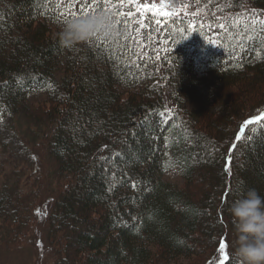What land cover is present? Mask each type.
<instances>
[{
  "label": "trees",
  "instance_id": "16d2710c",
  "mask_svg": "<svg viewBox=\"0 0 264 264\" xmlns=\"http://www.w3.org/2000/svg\"><path fill=\"white\" fill-rule=\"evenodd\" d=\"M206 4L233 23L239 11L264 12V0ZM101 6L133 16L109 12L127 27L69 50L52 28L68 0H0V147L29 168L42 154L52 169L29 197L16 171L5 173L7 236H33L41 219L54 264H158L202 258L206 247L207 264L227 236L224 264H239L228 208L240 188L264 196V121L236 139L264 112V30L234 25L214 45L203 28L174 44L179 20L146 16L141 38L135 5ZM174 169L183 188L163 179Z\"/></svg>",
  "mask_w": 264,
  "mask_h": 264
},
{
  "label": "rangeland",
  "instance_id": "374dc122",
  "mask_svg": "<svg viewBox=\"0 0 264 264\" xmlns=\"http://www.w3.org/2000/svg\"><path fill=\"white\" fill-rule=\"evenodd\" d=\"M158 3V0H141V4L144 3ZM206 5V0H201L199 4L196 3V0H191L189 11L193 10H199L201 13V17H194L192 15H181L177 18H174L175 20H185V22H196L197 24L200 22L201 18H203V23L204 25L207 24H212L214 25L215 22L211 19L210 17V12L209 14L207 13V9L202 7L203 3ZM168 7L170 9H179L181 7V4L179 0H175V2H170L168 4ZM77 8L76 10H78ZM247 9L244 11H239V19L244 20V19H251L252 17V12L247 13V14H242V12H245ZM215 14V13H212ZM257 17L259 19H264L263 13H259L256 11ZM137 20H140L143 23V28H140L138 33V37H143L142 36V29H144L146 25L145 17L152 15L151 13H146L143 17L140 16L139 13H135ZM229 14L226 15H219L215 14V17L217 18H222V22H227ZM160 18L159 16H157ZM136 20V21H137ZM172 19H164V21L169 22ZM138 25V24H137ZM63 26H58V25H53V29H62ZM214 29H218L217 25L213 26ZM257 29H260V25H256ZM255 27V28H256ZM263 31V30H261ZM41 97L40 99H42ZM264 130V127L259 131ZM11 148H8L7 150H4L2 147H0V188L2 187L1 185L4 182L3 176L5 173H14L16 171V175L13 178L15 181L18 178H21V189H22V194L23 196L29 197L31 193H36L39 187L40 183L36 186V181L42 180L43 178L49 179V174L52 172L51 167H49L50 163L49 161L45 162V160L42 159V154H40V161H37L35 166L33 167L38 171L39 174H36V171L33 170V168H29L27 164H25L23 161H16L14 158L16 157L17 154L11 155L12 153L9 152ZM54 178L52 176L50 178V181ZM163 179L174 186L178 188H183L185 185V180L179 173L177 169L171 170L165 174H163ZM13 180V181H14ZM42 185V184H41ZM55 196V195H54ZM46 194H42L39 199V214L41 216H47L49 206L51 203V200ZM51 207V206H50ZM41 223V219L39 221V224L36 223L35 228L37 227V231L34 233V235H30V233H23L22 230H17L19 232V236L17 233H14L13 236L8 237L5 229H6V221L0 220V264H54V251L50 247V244L47 240V230L48 226L46 222ZM226 234V233H225ZM6 241H9L10 244H7ZM224 243L226 245L229 244V240L227 236H225ZM9 246V247H8ZM209 247V246H208ZM229 251V245L226 247L225 252L228 254ZM203 253H205V256L202 258H192L190 260L184 259V258H178L175 260H162L158 264H206L204 263V259L207 258L208 254V249L203 248ZM212 258L207 261V264H219V261L221 259V254L219 251H212ZM226 262V261H225ZM224 262V263H225Z\"/></svg>",
  "mask_w": 264,
  "mask_h": 264
},
{
  "label": "clouds",
  "instance_id": "9594fccd",
  "mask_svg": "<svg viewBox=\"0 0 264 264\" xmlns=\"http://www.w3.org/2000/svg\"><path fill=\"white\" fill-rule=\"evenodd\" d=\"M118 34L110 13L77 17L63 25L58 34L61 48L71 49L93 39L110 40ZM234 227L233 254L239 264H264V196L248 189L229 206Z\"/></svg>",
  "mask_w": 264,
  "mask_h": 264
},
{
  "label": "snow or ice",
  "instance_id": "6c2138e0",
  "mask_svg": "<svg viewBox=\"0 0 264 264\" xmlns=\"http://www.w3.org/2000/svg\"><path fill=\"white\" fill-rule=\"evenodd\" d=\"M74 2H75V0H68L69 10L67 12L59 13L58 18L56 19L55 22L61 23L62 25H65L70 20L77 18V17H86L89 14H95L97 12H103V13L112 12V10L109 9L108 7L101 6V5H108V4L112 3V0H80V2L83 4V7H80L78 12L71 10V5ZM117 2L121 6H123L124 4L135 5L136 10L140 14L141 17H143L146 13H151L153 16H159V17H163V18L172 19L173 23H175L174 18H177L181 15H185V16L192 15L194 17H201V13L199 12V10H193L191 12L189 11L191 0H179V2L181 4V7L179 9H170L168 7V4L170 2H175V0H158V3L153 2V3H144V4H141V0H117ZM208 2L210 3L211 0H208ZM196 3L199 4L200 0H196ZM112 15L119 16V17H123L126 15L127 17L131 18L133 16V12L128 11L126 14L124 12H112ZM209 15H212V17L214 19H218L217 17H215V14H209ZM121 23H124L125 27H127V23H128L127 21H122L120 19L115 20L116 27H117V25H120ZM136 23L138 24L137 31H139L140 28H143L144 25L140 20H137ZM156 23L159 24L160 20H157ZM235 24L238 25L239 20H236ZM257 24L260 25L261 30H264V19H259L257 17L256 10L252 9V17L249 21H247L245 23L244 27H245V29H247L249 27L255 29ZM208 27L211 28V24H209ZM217 27L219 29H224V28H226V24L218 23ZM203 28H204L203 18H201V20L198 24L189 21L188 24L185 25V27L176 29V32L179 34V39L173 40L172 43H174V44L181 43L183 40H186L188 38V36L186 34L198 32V31L202 30ZM249 38H251V37H249ZM101 40L102 39H99V38L93 39V40L87 42L86 44L91 46L93 44H97ZM69 50H74V48H71ZM165 51H167V49H165ZM260 121H264V115L255 117V118L250 119V120H246L244 122V124L241 126V132L238 133L236 139L237 140L241 139V136L244 134V129L248 125H253V124H256ZM232 147L235 148L236 145H233ZM227 163H230V160ZM228 171H230V169L228 167H225V172H228ZM242 192H243V188H240L237 191V193H235V195H237L239 197L242 194ZM226 247H228V245H226L224 243V241L221 240L219 243V249H218V251L221 254V259L219 261V264H224V262L229 259L228 254L225 252Z\"/></svg>",
  "mask_w": 264,
  "mask_h": 264
}]
</instances>
